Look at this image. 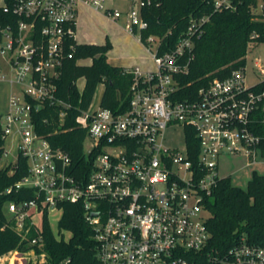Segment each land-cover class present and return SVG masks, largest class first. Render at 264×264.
<instances>
[{"label":"built area","instance_id":"built-area-1","mask_svg":"<svg viewBox=\"0 0 264 264\" xmlns=\"http://www.w3.org/2000/svg\"><path fill=\"white\" fill-rule=\"evenodd\" d=\"M107 1L4 0L0 82L11 91L0 126L4 141L14 137L18 155L29 167L28 175L6 193L33 194L7 204L9 226L26 238L32 229L40 232L38 220L42 222L45 212L61 211L64 203L81 204L94 229L95 264H264V247L243 236L227 249L211 245L206 201L222 179L221 156L243 152L251 164L262 157L261 139L252 126L264 90L247 87L244 69H239L196 92H183L195 40L203 35L208 18H192L176 45L164 51L160 37H144L149 25L140 10L127 14V31L137 35L154 68L124 70L133 76L125 111L104 108L102 98L95 105V96L80 109L75 124L86 133L80 165L36 131L35 114L46 103L60 108L52 134L67 131L63 125L73 107L57 94L79 45V7L85 4L120 19L122 14L107 8ZM147 4L142 1L140 9ZM251 7L264 14V0H252ZM235 8L234 0H215L216 10ZM258 69L264 75V67ZM187 131L198 142L191 152ZM176 133L181 144L172 145ZM40 241L41 236L32 244ZM21 259L4 262L0 257V264H24Z\"/></svg>","mask_w":264,"mask_h":264},{"label":"trees","instance_id":"trees-1","mask_svg":"<svg viewBox=\"0 0 264 264\" xmlns=\"http://www.w3.org/2000/svg\"><path fill=\"white\" fill-rule=\"evenodd\" d=\"M142 1H150L140 9L142 19L149 25L143 35L160 37L164 51L176 45L192 18H208L203 35L195 40L194 60L183 78L184 93L187 90L196 92L214 79H225L232 72L244 69L249 44L264 42V14L252 11V0H234L235 9L222 11L215 9V0ZM4 17L0 6V20ZM111 47L109 41L104 45H78L75 59L66 65L57 94L73 107L67 111L64 121L66 132L52 134L60 112L56 105L46 103L35 114L36 131L54 147L70 153L77 165L83 160L82 143L86 133L76 127L75 119L80 109L90 105L98 86H105L101 103L104 108L118 113L127 109L133 76L126 74L125 68L109 62ZM85 59H91V64L77 63ZM81 78L85 79L82 92L76 85ZM253 89L264 90V80ZM252 130L261 139L260 149L264 157V102L255 113ZM4 142L0 126V162L6 157ZM187 145L190 152L193 147H198L190 131H187ZM28 173V161L21 154L15 162L0 168V256L15 249L20 252L34 250L42 256L36 264H95L97 243L94 229L86 221L81 204L60 205L62 215L58 222V236L51 228L48 212L43 215L40 232L32 229L26 238L9 226L7 204L31 199L33 194L27 190L10 194L6 191ZM206 212L212 246L227 249L243 236L248 243L264 247V175L254 173L246 189L234 186L230 178H222L206 201ZM40 236V243L32 244V240Z\"/></svg>","mask_w":264,"mask_h":264},{"label":"rangeland","instance_id":"rangeland-1","mask_svg":"<svg viewBox=\"0 0 264 264\" xmlns=\"http://www.w3.org/2000/svg\"><path fill=\"white\" fill-rule=\"evenodd\" d=\"M141 0H108L106 7L117 10L122 14V17L113 22L112 19L105 15L104 12H95L90 6L87 9L80 8L78 17L77 41L81 44L104 45L108 41L112 45L108 53L109 62L114 65L132 64L138 66L141 63L140 59L148 58L145 50L136 42L127 32V14L134 9L139 12ZM4 4V0H0V6ZM128 36V37H127ZM134 36V35H133ZM137 39V35H135ZM147 67L153 69V63L147 59ZM90 64V60L85 61ZM258 65L264 67V42H251L248 47L246 56V64L244 68L247 87H254L264 80V75L260 74ZM6 73V72H5ZM8 73V72H7ZM12 78L9 75L7 79ZM85 80L78 81L80 91H83ZM17 87L14 86V91L17 92ZM10 85L6 82H0V115L5 116L9 111ZM104 94V86L99 85L95 97L94 104L97 105ZM181 135L176 133L173 136L172 145L181 144ZM88 147V146H87ZM7 151L6 157L0 162L7 164L16 161L18 156L17 146L13 136L7 137L5 141ZM258 164H251L248 157L242 152L231 155L225 154L220 158L219 176L221 178H230L232 184L236 187L246 189L248 182L253 178L254 173L264 175V157L259 158ZM62 212L52 210L48 213V220L55 235L58 236V222ZM37 227L41 226V219L38 220ZM69 237V234H66ZM16 250H12L2 254V261L19 263L17 259L23 258L24 264H36L42 256L29 252L21 256L16 254ZM19 251V250H18ZM22 260V259H21Z\"/></svg>","mask_w":264,"mask_h":264},{"label":"crops","instance_id":"crops-1","mask_svg":"<svg viewBox=\"0 0 264 264\" xmlns=\"http://www.w3.org/2000/svg\"><path fill=\"white\" fill-rule=\"evenodd\" d=\"M89 6L88 5H85V4H81L80 5V7H79V13H78V17H79V15H80V8H83V9H87ZM92 8V7H91ZM93 9V8H92ZM95 12H99V11H96L95 9H93ZM112 19V18H111ZM112 21L113 22H115V21H117V20H114V19H112ZM77 29H78V25H77ZM128 32V31H127ZM128 34H130V36H132V38H134L135 40H136V42L143 48V46L140 44V42L138 41V39H136V37H134L131 33H129L128 32ZM128 37V36H127ZM79 43V42H78ZM79 45H93V44H81V43H79ZM144 49V48H143ZM145 50V49H144ZM146 52V51H145ZM109 53V52H108ZM147 59H149V60H151L150 59V57H149V55H148V58H143V59H140L141 60V63L138 65V66H140L142 69H145V70H148V69H151V68H149V67H147ZM86 60H90V64H91V62H92V60L91 59H85V60H82V64L83 65H88V64H86L85 63V61ZM117 66H119V67H122V68H133V67H136V66H133L132 64H122V65H117ZM81 79H84V78H81ZM80 80V79H79ZM78 80V81H79ZM85 80V79H84ZM78 81H77V83H78ZM85 86V85H84ZM7 162H5V163H2L1 164V166H0V168H2V167H4V165L6 164ZM8 165V164H7Z\"/></svg>","mask_w":264,"mask_h":264}]
</instances>
